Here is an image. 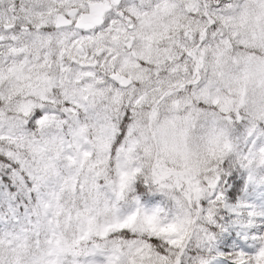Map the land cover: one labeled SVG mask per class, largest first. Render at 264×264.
Listing matches in <instances>:
<instances>
[{"label":"snow or ice","instance_id":"1","mask_svg":"<svg viewBox=\"0 0 264 264\" xmlns=\"http://www.w3.org/2000/svg\"><path fill=\"white\" fill-rule=\"evenodd\" d=\"M0 264H264V0H0Z\"/></svg>","mask_w":264,"mask_h":264}]
</instances>
